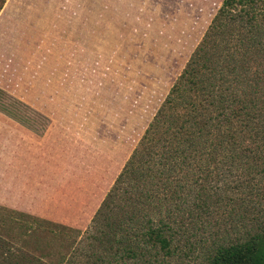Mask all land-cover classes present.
Wrapping results in <instances>:
<instances>
[{
    "label": "rangeland",
    "instance_id": "1",
    "mask_svg": "<svg viewBox=\"0 0 264 264\" xmlns=\"http://www.w3.org/2000/svg\"><path fill=\"white\" fill-rule=\"evenodd\" d=\"M221 1H4L0 213L61 226L7 222L13 250L54 263L86 235Z\"/></svg>",
    "mask_w": 264,
    "mask_h": 264
},
{
    "label": "trees",
    "instance_id": "2",
    "mask_svg": "<svg viewBox=\"0 0 264 264\" xmlns=\"http://www.w3.org/2000/svg\"><path fill=\"white\" fill-rule=\"evenodd\" d=\"M16 213H0V264H264V0L221 1L61 258L13 250L7 222L61 227Z\"/></svg>",
    "mask_w": 264,
    "mask_h": 264
},
{
    "label": "crops",
    "instance_id": "3",
    "mask_svg": "<svg viewBox=\"0 0 264 264\" xmlns=\"http://www.w3.org/2000/svg\"><path fill=\"white\" fill-rule=\"evenodd\" d=\"M2 7V6H1ZM3 8V7H2ZM5 8V7H4ZM1 9V8H0ZM0 15H1V12H0ZM13 47V46H12Z\"/></svg>",
    "mask_w": 264,
    "mask_h": 264
}]
</instances>
